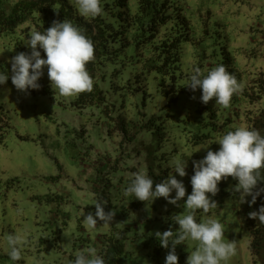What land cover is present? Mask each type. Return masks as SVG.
Segmentation results:
<instances>
[{
  "label": "rangeland",
  "instance_id": "374dc122",
  "mask_svg": "<svg viewBox=\"0 0 264 264\" xmlns=\"http://www.w3.org/2000/svg\"><path fill=\"white\" fill-rule=\"evenodd\" d=\"M67 1L81 15L75 0ZM174 2L189 30L188 41L179 49L181 91L170 106L160 93H154L152 104L136 102L127 111L120 103L111 105L108 98L77 106V94L62 96L51 85L47 67L38 81L39 90L19 92L11 83L9 61L19 52L31 51L25 43L35 26L29 23L12 35L0 36V72L9 76L0 85V264H68L89 247L99 254L105 237L120 235H124V250L118 264H154L150 254L160 244L154 233L169 226L178 231L173 217L185 214L186 197L177 207L164 198L141 202L134 195L125 196L131 174L147 172L150 166L152 172L147 174L154 185L173 175L190 194L192 161L206 155L202 147L218 150L215 142L223 135L247 126V117L264 111V0ZM220 64L244 85L227 108L214 99L205 105L200 102V89L192 92L185 87L194 66L206 74ZM151 109L155 118L150 124L152 115H143ZM198 120L206 129H215L202 131L205 140L195 146L189 142L188 130ZM142 125L150 129L148 133ZM176 159L187 162L186 176L174 172ZM236 182L229 177L218 187L231 189ZM99 195L108 201L105 211H116L114 222L89 228L80 213H94V197ZM212 199L218 207L207 214L197 210V220L217 218L227 229L225 239L238 241V254L227 264H254L248 239L240 230L236 202L220 188ZM9 233H27L30 240L18 262L7 255ZM197 244L186 240L176 246L178 264H186ZM167 252L161 253V264Z\"/></svg>",
  "mask_w": 264,
  "mask_h": 264
},
{
  "label": "clouds",
  "instance_id": "9594fccd",
  "mask_svg": "<svg viewBox=\"0 0 264 264\" xmlns=\"http://www.w3.org/2000/svg\"><path fill=\"white\" fill-rule=\"evenodd\" d=\"M78 11L83 16H103L105 12L101 0H75ZM26 47L30 52H19L13 56L11 64V83L19 92L28 93L29 89L39 90L38 83L47 67V75L51 85L58 89L60 95L71 97L76 94L91 92L94 79L86 65L94 61V42L85 35L84 30L70 20H53L50 27L43 32L32 28L27 36ZM42 49L46 58L41 57ZM9 79L7 72H0V85ZM192 92L201 90L200 102L208 104L213 99L216 104L227 108L234 94L242 92L244 85L238 81L235 74L228 71L227 66L220 64L205 74L200 67L194 66L186 86ZM195 99V96L192 97ZM216 151L207 147L206 155L200 160H193V175L190 178L191 193L187 194L182 180L169 175L159 183H155L146 171L132 173V179L125 189L124 195H134L141 202L164 198L168 204L180 207L178 203L186 197L185 214L173 217L178 231L171 226L163 232L156 231L155 237L162 248L168 249L165 264H178L179 257L176 246L186 240L198 242L195 249L187 256L186 264H227L238 254V241L225 239V225L213 216L198 221L197 210L205 214L218 207L212 199L219 192L218 184L229 177L236 180L233 191L241 195V203L250 196V204H254L264 187H258L264 182V135L257 129L238 126L234 131H228L218 141ZM201 149V148H200ZM199 149V150H200ZM198 150V151H199ZM175 173L180 177L187 175V162L179 159L173 161ZM175 192L174 197L172 196ZM93 204L95 212L80 215L89 228L98 224L110 226L114 222L115 210L105 211L108 203L100 195L95 196ZM249 218L258 219L264 223V205L258 211L248 213ZM7 255L18 262L23 258V250L30 243L27 233L6 236ZM68 264H107L104 255L97 249L89 247L77 254Z\"/></svg>",
  "mask_w": 264,
  "mask_h": 264
},
{
  "label": "trees",
  "instance_id": "16d2710c",
  "mask_svg": "<svg viewBox=\"0 0 264 264\" xmlns=\"http://www.w3.org/2000/svg\"><path fill=\"white\" fill-rule=\"evenodd\" d=\"M101 4L105 15L91 17L79 15L67 0H0V36L12 35L29 23L41 31L42 27H50L53 20H70L84 30L95 46V59L86 65L94 87L91 92L77 94V106L96 105L108 98L111 105L120 103L127 111L136 102L152 104L154 93H160L170 106L181 91L179 49L188 41L189 29L181 9L174 0H101ZM154 112L151 109L143 115L144 118L152 115L150 124L155 118ZM247 127L264 135V111L247 117ZM142 128L147 133L150 130L144 125ZM211 129H206L204 122L199 124L198 120V125L188 130L189 142L199 145L206 137L202 131L211 132L215 128ZM119 130L125 136L126 130L123 127ZM151 170L149 166V175ZM258 187H264V182ZM219 188L236 202L240 230L248 239L253 263L264 264V223L248 216L264 205V192L250 206V196L241 203V195L233 188ZM103 243L99 254L104 255L107 264H118L124 250V235L105 237ZM164 250L160 244L153 247L150 256L154 264H161L159 259Z\"/></svg>",
  "mask_w": 264,
  "mask_h": 264
}]
</instances>
